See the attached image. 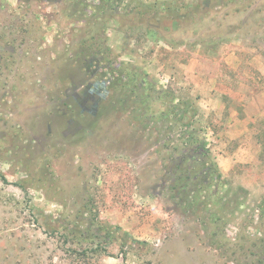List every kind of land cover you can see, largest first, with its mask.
Here are the masks:
<instances>
[{
  "label": "rangeland",
  "instance_id": "1",
  "mask_svg": "<svg viewBox=\"0 0 264 264\" xmlns=\"http://www.w3.org/2000/svg\"><path fill=\"white\" fill-rule=\"evenodd\" d=\"M180 116L232 213L178 200ZM0 264H264V0H0Z\"/></svg>",
  "mask_w": 264,
  "mask_h": 264
},
{
  "label": "trees",
  "instance_id": "2",
  "mask_svg": "<svg viewBox=\"0 0 264 264\" xmlns=\"http://www.w3.org/2000/svg\"><path fill=\"white\" fill-rule=\"evenodd\" d=\"M97 34L98 33H96V36L99 37ZM96 36L91 35L90 38L92 39V44H96L98 48L101 45L100 41L96 40ZM86 37L82 38L77 47L78 51L75 52L77 60L81 61L83 65L86 56L92 52L90 51L92 49L91 43H87ZM104 60L105 63L99 61L101 64L100 68L101 70L103 69V71L99 72V75L104 82H108V89L112 94L121 95L126 90L129 91V97L130 93L137 91L138 96L146 94L147 87L143 85L146 81H141L142 78H138L137 73L132 71V66L123 62L115 65L107 56L104 57ZM152 89H154V87ZM109 97L111 96L109 95ZM109 99L110 98H108V101ZM123 100H126V98ZM110 102L111 101H109L108 104H110ZM161 103L164 104V101H161ZM175 108V106H172V109ZM152 111L161 115L160 119H164L166 122L170 120L167 117L168 113L161 111L159 108ZM166 111L172 112V110ZM183 119L184 117L180 116L173 120L177 123L181 122L185 128H188V130L185 131L186 134L179 135L180 147L178 148L176 146L177 148L173 150L176 152L179 150L178 156L174 159L176 162L171 166V171L174 175L173 184L178 188L179 193L183 190L182 193L178 195V200L187 199L188 204L185 203V208L187 210H203L210 218L213 214L215 215L214 212L218 207L221 209V213H223L222 211L224 210L228 211L232 208L228 211L232 213L239 208L238 204L236 202L234 203V199L229 196V190L223 189L225 188L224 184L226 182L222 178L216 162L205 147L206 145L203 140L198 137V131L193 128L191 121L184 122ZM169 128L172 129L171 125ZM222 190L224 192H222ZM220 219L221 216H217L216 212L215 220L219 222Z\"/></svg>",
  "mask_w": 264,
  "mask_h": 264
}]
</instances>
